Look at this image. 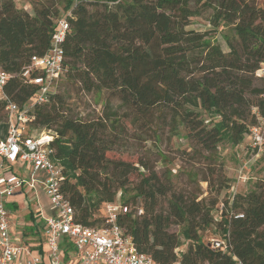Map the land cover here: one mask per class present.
Segmentation results:
<instances>
[{"label":"trees","instance_id":"1","mask_svg":"<svg viewBox=\"0 0 264 264\" xmlns=\"http://www.w3.org/2000/svg\"><path fill=\"white\" fill-rule=\"evenodd\" d=\"M60 4V9L53 3L34 7L31 14L11 0L0 2V67L9 74L4 86L8 98L19 107L33 101L29 129L54 132L49 146L61 168L60 190L73 208V220L99 229L105 224L104 206L120 203L128 212H118L116 222L136 249L158 264H264V179L245 193L230 192L209 203L171 191L164 207L158 197L170 189L150 173L135 194L125 196L121 179L137 167L106 156L125 132L119 116L105 111L106 106L111 110L107 100L99 119H75L58 111L61 99L52 93L53 85L46 101L39 102L38 85L23 76L32 56L48 52L57 19L71 10L61 75L78 79L87 92L116 97L130 123L155 116L172 134L181 126L210 155L224 139L240 143L257 123L256 112L264 114V80L254 87V71L264 61V0ZM206 11L213 30L231 26L227 51L208 33L188 28L192 17ZM5 105L0 101V112ZM118 190L123 193L119 201ZM140 196L143 203L137 206ZM211 230L214 237L203 236ZM212 238L225 240L227 247L213 249Z\"/></svg>","mask_w":264,"mask_h":264},{"label":"built area","instance_id":"2","mask_svg":"<svg viewBox=\"0 0 264 264\" xmlns=\"http://www.w3.org/2000/svg\"><path fill=\"white\" fill-rule=\"evenodd\" d=\"M71 16V10H68L57 19L48 52L43 56H32L23 72V76L29 77L31 82L38 85L39 102L46 101L47 92L64 70L63 43L70 28L68 19ZM33 72L40 74L32 76ZM254 76L264 80V61L256 68ZM8 78L9 74L0 67V101L6 102L4 110L8 118L7 133L0 140V264H42L40 254L34 252L28 244L14 243L10 236L9 211L6 207L15 191L34 187L39 171L45 174L39 181L49 203L55 208V213L46 217L43 224L51 264H62L60 239H65L71 245L74 264H158L150 255L139 252L130 236L116 222L117 213L128 212L127 206L120 203L106 204L105 224L99 229L73 220V208L60 190L63 176L60 166L53 159L54 151L49 146L52 136L44 133L36 135L30 129L25 130L33 119L28 113L33 101L23 107L12 102L4 90ZM254 111L256 112L255 109ZM256 113L257 123L247 133V150L255 157L254 160L262 161L264 174V114ZM17 164L28 169V179L15 173L5 174L8 167ZM137 214H141V209H137ZM210 246L213 249H225L227 243L223 239L212 238Z\"/></svg>","mask_w":264,"mask_h":264},{"label":"rangeland","instance_id":"3","mask_svg":"<svg viewBox=\"0 0 264 264\" xmlns=\"http://www.w3.org/2000/svg\"><path fill=\"white\" fill-rule=\"evenodd\" d=\"M3 0H0V2ZM16 8L33 13L34 7L51 4L60 9L61 0H11ZM110 1V0H101ZM260 4L262 0H252ZM210 11H206L197 17H192L188 28L206 32L213 36V41L219 43L224 51H227L225 36L232 32L231 26L220 25L213 30L209 23ZM261 83L256 78L254 87H260ZM53 94L59 95L61 103L57 106L58 111H63L75 119L97 120L104 110L103 103L107 100L105 111L109 116L116 113L120 118V124L125 127L121 134V142L106 153L110 159L124 161L137 167L128 174L124 181L126 192L123 194L118 190L116 200L121 195L129 196L135 194V189L142 187V178L155 173L159 178L158 184L165 185L170 192L166 196H159L158 200L166 207L167 198L171 191L179 196L196 195L197 199L205 198L206 203L212 199L222 200L227 193H245L252 189L255 182L263 179L262 161L254 160V156L247 150L248 138L246 137L238 144H231L226 139L219 142L213 153L200 149V147L185 134L184 129L179 126L178 134H172L168 125H162L154 117L149 121L128 122L122 116L123 107L116 97L105 98L95 91L87 92L83 84L67 74L61 75L55 80L51 89ZM156 115V114H155ZM0 135L4 127V121H8L7 114L0 112ZM207 121V120H206ZM205 121V122H206ZM210 123V122H209ZM29 129V125L25 130ZM113 129V128H111ZM31 133L54 134L53 131L42 128H32ZM157 132V134H156ZM59 165V164H58ZM26 173V170H24ZM43 204L47 202L45 196H41ZM143 198L136 199V205L141 206ZM11 207V205H8ZM24 205L20 206V210ZM26 211H23V215ZM23 217V216H22ZM28 220L27 216L24 217ZM176 227L172 231L177 232ZM206 238L214 237L213 230L203 233ZM185 242L180 249L185 248Z\"/></svg>","mask_w":264,"mask_h":264},{"label":"crops","instance_id":"4","mask_svg":"<svg viewBox=\"0 0 264 264\" xmlns=\"http://www.w3.org/2000/svg\"><path fill=\"white\" fill-rule=\"evenodd\" d=\"M7 130L8 121H4L0 140L5 137ZM24 170H26V173H24ZM11 173H15L26 179L29 178V171L22 164L8 167L5 174L9 175ZM44 177V172L39 171L36 174L37 181L34 183V187H24L15 191L14 195L7 201L6 207L9 211L10 236L14 243L27 242L26 244L34 246L32 247L34 252L40 254L42 264H51L47 246L45 244L43 224L46 217L55 213V208L49 203L44 188L39 181ZM42 195L47 198L45 204L41 201ZM8 205H11V207H8ZM21 205H24L22 210L19 209ZM23 211L26 212L21 215ZM25 216H27L28 220L24 219ZM38 232H40V234ZM41 238L44 239L43 244L41 243ZM59 247L62 264H74L75 257L73 256L71 245L65 239H60Z\"/></svg>","mask_w":264,"mask_h":264}]
</instances>
